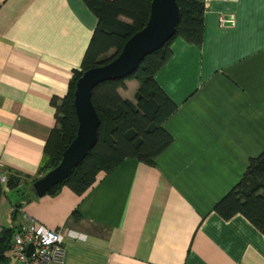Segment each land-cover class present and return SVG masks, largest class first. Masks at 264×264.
I'll use <instances>...</instances> for the list:
<instances>
[{"label": "crops", "instance_id": "crops-1", "mask_svg": "<svg viewBox=\"0 0 264 264\" xmlns=\"http://www.w3.org/2000/svg\"><path fill=\"white\" fill-rule=\"evenodd\" d=\"M96 25L83 0H0V176L20 177L1 183L0 236L27 216L64 230L63 264H264V234L214 210L264 151V0L211 2L200 44L171 40L154 80L176 105L162 123L172 141L152 164L127 158L82 193L37 197L55 105ZM123 84L134 101L138 82Z\"/></svg>", "mask_w": 264, "mask_h": 264}, {"label": "trees", "instance_id": "trees-1", "mask_svg": "<svg viewBox=\"0 0 264 264\" xmlns=\"http://www.w3.org/2000/svg\"><path fill=\"white\" fill-rule=\"evenodd\" d=\"M83 2L97 17V25L80 69L74 70L67 93L55 105L56 126L51 136L55 146L47 150L40 167L45 173L59 163L62 152L75 137L78 126L73 103L76 80L83 71L115 58L125 41L145 25L149 16L150 0ZM177 3L180 18L174 35L163 47L147 54L125 78L103 81L93 88L91 100L100 118L96 144L67 178L47 193L55 192L64 184L82 193L98 174L109 173L127 158L152 164L171 143L172 137L162 123L175 111L176 105L158 86L154 75L169 57L172 39L179 36L189 43H201L204 13V5L199 0H177ZM127 79L138 82L134 101L118 93ZM6 179L9 188L17 187L20 182L16 174H9ZM214 210L224 219L240 213L264 234V151L249 158L243 178L216 202ZM12 235L10 230H5L0 236V261L7 260L5 252Z\"/></svg>", "mask_w": 264, "mask_h": 264}, {"label": "water", "instance_id": "water-1", "mask_svg": "<svg viewBox=\"0 0 264 264\" xmlns=\"http://www.w3.org/2000/svg\"><path fill=\"white\" fill-rule=\"evenodd\" d=\"M179 18L177 0H150L145 25L125 41L117 56L82 72L73 93L78 123L75 137L62 152L59 163L32 182L30 189L35 196H44L65 180L96 144L100 118L91 100L93 88L103 81L122 79L134 72L147 54L163 47L174 35ZM31 251L32 246L28 245V254Z\"/></svg>", "mask_w": 264, "mask_h": 264}, {"label": "built area", "instance_id": "built-area-1", "mask_svg": "<svg viewBox=\"0 0 264 264\" xmlns=\"http://www.w3.org/2000/svg\"><path fill=\"white\" fill-rule=\"evenodd\" d=\"M236 0H201L204 7L211 2H233ZM220 20L230 21L229 17ZM6 176H0V183L5 184ZM65 232L62 229H50L37 224L30 217L24 216V222L11 237V255L0 264H63L65 249L63 245ZM28 245L32 246L30 254Z\"/></svg>", "mask_w": 264, "mask_h": 264}, {"label": "rangeland", "instance_id": "rangeland-1", "mask_svg": "<svg viewBox=\"0 0 264 264\" xmlns=\"http://www.w3.org/2000/svg\"><path fill=\"white\" fill-rule=\"evenodd\" d=\"M26 189V188H25ZM31 192V191H30ZM29 192L22 191V195L25 196Z\"/></svg>", "mask_w": 264, "mask_h": 264}]
</instances>
